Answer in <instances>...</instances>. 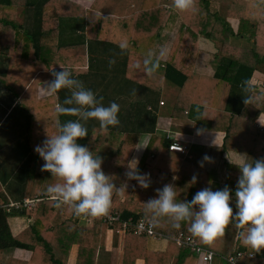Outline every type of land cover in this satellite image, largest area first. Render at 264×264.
Here are the masks:
<instances>
[{
	"label": "trees",
	"instance_id": "obj_1",
	"mask_svg": "<svg viewBox=\"0 0 264 264\" xmlns=\"http://www.w3.org/2000/svg\"><path fill=\"white\" fill-rule=\"evenodd\" d=\"M106 1L93 0L86 8L69 0H39L38 3L0 0V28L10 29L0 38V51L5 48L4 53L10 60L3 67L4 72H0V78L12 97L10 102H5L0 115L3 120L0 133L4 145L10 146L13 158L10 163L3 158L0 163V182L4 186V189L0 188V264H68L73 246L77 247L79 264H98L100 251L105 247L109 224L100 216H96L93 225L79 224L70 205L59 204L58 200L45 196L47 186L59 182V178L52 177L43 187V177L37 168L40 156L34 151V145L45 138L39 133V125L51 118V107L55 104L53 94L37 96L38 83L51 77L52 70H60V65L85 87L91 88L97 97L102 96L100 103L104 105L110 100H115L119 106L146 105L150 102L147 96L160 93L163 78L168 79L179 87L174 115L192 117L199 129L223 130L225 150L246 153L253 159L264 158V127L241 115L246 105L264 113V82L258 86L251 81L257 67L264 64V0H227L223 12L219 0H194V8L187 10L174 9L171 0H141L137 9L125 15L104 12L102 8ZM22 4L35 6L40 12L37 23L27 25L25 30L15 15L18 5ZM72 5L76 6L75 10L71 9ZM12 6L14 10H9ZM68 18L76 25H82L81 34L70 33V39L63 35L67 31L64 27H67ZM202 37L217 46L218 60L212 75L198 73L195 69ZM121 40L127 42L124 50L118 47ZM65 42L87 43L89 60L70 62L67 56H57L56 49L48 51L52 43L59 48ZM166 44L169 45L166 56L159 59L154 72L145 73L143 59L147 51L156 52ZM54 58L67 62L56 64ZM20 78H25L26 82L14 83ZM138 92H143L140 94L143 98L136 100L134 97ZM56 94L62 103L71 92L61 87ZM245 96L250 97L247 103ZM203 111L211 113L210 116L204 117ZM10 117L14 118V125L10 133L3 132V125ZM77 119L78 114H71V120ZM81 123L87 134L78 142L102 158L101 169L113 183L108 210L118 211L123 220L136 221L141 216L150 219V214L145 211V201L155 197V190L164 184L173 185L176 200H190L195 191L189 192L187 182L199 173L203 178L200 182L194 181L197 190L203 187L215 190L224 185L231 190L236 187L230 184V178L239 176L237 166L229 164L226 182L220 186L211 179L209 172L193 166L188 158L174 156L169 148L172 138L152 136L137 166L140 173H149L148 186L128 189L125 173L140 139L141 127L130 129L117 123L101 128L95 118L81 120ZM184 176L188 180L185 183L182 181ZM36 195L41 199L30 208L11 212L5 208L10 200L21 201L25 196ZM229 203L235 212L234 195ZM14 214L33 221L14 234L8 221ZM187 223L180 221L179 227H173L169 217L157 218L155 228L167 237L163 239L168 240L165 249L152 248L150 240L154 239L151 237L127 232L121 264H135L138 258H143L145 264H175V258L182 254L187 256L184 264H194L198 255L169 238L179 230L191 234ZM245 229L246 225L238 229L230 221L223 234L214 241L196 238L200 244L218 253L216 262L221 255L226 256L235 248L252 250L242 244L238 235ZM114 232V245H117L119 233ZM11 248L27 249L31 251V257L28 260L12 258L5 263L2 260ZM256 258L264 264V248L255 251L250 258H242L240 264H253Z\"/></svg>",
	"mask_w": 264,
	"mask_h": 264
},
{
	"label": "clouds",
	"instance_id": "obj_2",
	"mask_svg": "<svg viewBox=\"0 0 264 264\" xmlns=\"http://www.w3.org/2000/svg\"><path fill=\"white\" fill-rule=\"evenodd\" d=\"M171 6L176 10L191 9L194 8V0H171ZM118 47L126 49L127 42L119 41ZM166 54L167 47L164 45L156 52L149 49L143 59L145 73L154 72L159 59ZM52 76L53 79L46 85L49 91L66 87L71 92L70 96L64 98L63 104L56 106V112L78 114L79 119L58 123L59 130L55 134L47 133L41 143L34 145V151L44 161L40 165L41 169L48 170L52 177L59 178V182L47 186V193L52 199L70 205L75 216L104 215L111 203L113 183L101 169L102 158L93 155L86 145L78 141L87 134L81 120L95 118L101 128L117 124L119 104L115 100H110L107 105L100 103L103 97H97L91 88L85 87L62 65L60 70H52ZM249 99L250 97L245 96V103ZM257 119L264 124V121ZM203 159L210 158L205 155ZM131 161L125 175L147 187L148 174L136 170L135 158ZM230 162L238 165L240 170L234 190L228 185L215 190L203 187L190 200L178 201L175 199L173 185L164 184L155 190V197L145 201V211L150 214V223L157 222V218L161 216L169 217L173 227H179L180 221H186L187 230L192 236L210 242L222 235L225 226L231 221L238 229L246 225L245 230L238 232L242 244L255 251L264 248V158L253 159L252 162H233L230 159ZM195 180L194 175L192 181ZM233 195L235 212L229 203Z\"/></svg>",
	"mask_w": 264,
	"mask_h": 264
},
{
	"label": "crops",
	"instance_id": "obj_3",
	"mask_svg": "<svg viewBox=\"0 0 264 264\" xmlns=\"http://www.w3.org/2000/svg\"><path fill=\"white\" fill-rule=\"evenodd\" d=\"M26 1V0H23ZM34 1L35 3H38L39 0H29ZM73 1V3H77L79 5H83L86 8L91 5L93 0H69ZM112 8V9H111ZM137 5L129 4L128 0H120L117 2V0H107L102 8V10L106 13H111L114 15H125L129 14L133 10L137 9ZM72 10L76 9V6H71ZM9 10H14V7L10 8ZM40 12L37 10L35 6H25L22 4L21 6L18 5L16 9V19L20 23V26L22 29H26L27 25L33 24L34 22L37 23L36 19L39 17ZM14 15V12H13ZM53 20V19H52ZM69 21V24H68ZM50 24H53L52 22ZM67 27H64L65 33L63 34L65 38H68L70 36V33H80L82 30V25H76L71 18H68L66 24ZM7 28H0V38H2L3 33L9 31L4 30ZM70 39V37H69ZM241 41V40H240ZM57 44L52 43L48 48V51L53 52L55 49L57 50L55 53L57 56H67L70 62H80L83 59L86 61L89 60L90 53L88 49V44L81 43V44H71L68 42H65V44L61 45L59 48L57 47ZM166 46V45H164ZM167 50L169 46H166ZM5 48L0 51V72H4L3 67L6 66V64L9 63V57L6 56ZM157 48H155V51ZM10 51V48L8 49ZM217 53V46L216 44L205 38L202 37L200 41V51L196 58L195 63V69L198 73L206 74V75H212L215 71L217 60L214 59L215 55ZM76 56V57H75ZM166 56V55H165ZM56 64H60L63 62H67L65 60L58 61L56 58L53 59ZM5 68V67H4ZM53 79V76L51 77H45L38 83L37 88V96L38 97H44L48 95H55V104L51 107V112L53 115H51L50 119H45V121L39 125V133L46 137L48 134H55L59 129L57 127L58 123L62 124L65 120H71V114L70 113H57L56 112V106L61 103L59 96L56 94L55 91H49L46 88L47 82ZM7 80V79H6ZM252 83L257 84L258 86H262L264 82V64L262 66L260 65L255 70L253 77L251 79ZM25 78H20L18 80H15L14 83L23 84L25 83ZM4 80L0 78V115H2V110L5 108L6 103L10 102L12 100V97L10 93L7 91V89L3 85ZM179 87L169 81L168 79L163 78V84L160 90V93H158L156 96L151 97L147 96L150 102H147L146 105L139 104V105H132L128 106L125 104H121L119 106L118 111V120H119V126L125 127V128H139L142 130V133H140V139L135 147V150L133 152V155L131 157V160L135 158L136 161V170L137 166L144 155L145 151L149 147L150 139L152 136L156 137H170L173 140H178L186 147V152L182 153L179 151L170 150V152L174 156H183L188 158L193 166L199 167L200 169L206 170L211 174V179L215 183H219L220 186H222L227 179L228 176V168L229 164L237 166L236 164L230 162V159L233 162H238L240 160H247L248 162L253 161L252 155L236 152V151H229L225 150L223 148V141L225 137V132L223 130H211V129H199L196 126L195 120L190 116H184V115H174L173 114V106H174V100L176 99V94L178 93ZM143 92H138L135 95V99L139 100L140 98H143L142 95ZM163 100L164 103L161 104L160 101ZM68 106V105H65ZM212 110V109H210ZM10 111V108L8 109V112ZM209 111V110H208ZM7 112V113H8ZM6 113V114H7ZM5 114V115H6ZM211 113H206L203 111L204 117H209ZM4 115V116H5ZM241 115L246 120H252L254 121L255 125L259 127H264V124H261L257 118H259L261 121H264V113H260L257 111V109L251 105H246ZM3 121V120H2ZM0 120V122L2 123ZM2 126H0L1 128ZM171 134V136H169ZM1 141L4 139L0 138ZM154 147V146H153ZM156 150H159L158 146L155 145ZM160 151V150H159ZM227 153V155H226ZM207 155L210 159L204 160V156ZM230 159H229V158ZM13 159V158H12ZM130 160V161H131ZM2 159L0 160V162ZM202 162V164L200 163ZM44 163L43 159L40 157L38 160L37 168L41 171V175L43 177V187L48 185L50 182L52 176L48 170H42L40 165ZM131 163H135L134 161H131ZM128 168V166H127ZM239 168V167H238ZM141 173H147L146 179L148 180L149 173L146 171H142ZM187 176H184L183 183H185L187 180ZM196 177V183L200 182L203 178L202 174L199 173L198 175H195ZM238 177L231 176L230 178V184L236 185V180ZM190 180V179H189ZM229 180V179H228ZM181 181V180H180ZM188 190L189 192L197 191V184H195L193 181H188ZM125 187L128 189L132 188H142L136 179H130L126 178L125 181ZM181 187V186H180ZM0 188L4 189L3 184L0 182ZM16 215V216H14ZM10 215L8 218L11 230L14 234L19 233L22 229H24L29 223H31L33 220L28 219L25 216L14 214ZM14 216V217H13ZM64 218V216L62 217ZM79 224L88 225L79 222ZM114 234L115 232L108 230L107 231V237L105 242V247L103 251H100V255L98 257V264H121L122 263V257H123V247H124V236L123 234L119 233V239L118 244L114 245ZM154 239V238H153ZM150 246L152 248H163L165 249L168 240L166 239H154L150 240ZM214 241V240H213ZM77 256V247L73 246L71 249V253L69 255L68 264H79L76 260ZM31 257V251L23 248H11L8 250V252L5 255V258L2 260L5 263L9 261L12 258L22 259V260H28ZM187 256L185 254L180 255L179 257L175 258L174 263L175 264H184ZM261 259L256 258V260L253 262V264H260ZM226 264L224 259H218L215 262V258L213 259V262L211 264ZM135 264H145V260L143 258H138L135 261ZM194 264H208L204 261H202L199 257L196 258V261Z\"/></svg>",
	"mask_w": 264,
	"mask_h": 264
},
{
	"label": "built area",
	"instance_id": "obj_4",
	"mask_svg": "<svg viewBox=\"0 0 264 264\" xmlns=\"http://www.w3.org/2000/svg\"><path fill=\"white\" fill-rule=\"evenodd\" d=\"M161 104L164 103L163 100L160 101ZM170 150L179 151V152H186V147L179 142L178 140H173L169 144ZM45 196L51 195L49 193H45ZM41 199L40 196L36 195L34 197L25 196L21 201H13L10 200L9 203L5 204V208L7 211L11 212L12 210L23 209L25 207H32L35 205L36 201ZM59 204H64L65 206L68 205L66 203L58 201ZM100 219L107 224H109L108 230L116 231L120 234L125 235L127 232H134L139 235H146L148 237L154 239H163L167 238L162 232L158 231L155 228V223H150V219L141 216L136 221L132 219L123 220L121 214L118 211H111L108 210L106 214L100 215ZM79 222L93 225L96 219V216H90L86 214H81L80 216H75ZM176 241L177 244L181 246H185L189 249L190 252H194L198 257L208 263L211 264L213 259L218 256V253L212 249H209L202 244L199 243L198 239L191 234H187L183 230H179L174 236L169 237ZM255 250H247V249H238L235 248L233 252L228 253L226 256L221 255V259H224L226 264H240L242 258L247 257L250 258L254 255Z\"/></svg>",
	"mask_w": 264,
	"mask_h": 264
},
{
	"label": "rangeland",
	"instance_id": "obj_5",
	"mask_svg": "<svg viewBox=\"0 0 264 264\" xmlns=\"http://www.w3.org/2000/svg\"><path fill=\"white\" fill-rule=\"evenodd\" d=\"M118 1H120V0H117V2ZM129 1V4H131L132 5V7H133V5L135 4V5H137V7L140 5V2H141V0H128ZM226 3H227V0H219V4H220V8L222 7V12H223V10H224V7L226 6ZM112 9V8H111ZM166 46H169V45H167L166 44ZM214 59L215 60H218V55H217V53H216V55H215V57H214ZM14 118L13 117H10V118H8L7 120H6V122L4 123V125H3V132H5L6 130H7V132H9L10 133V130H11V128H12V125H14L13 123H14ZM2 132V131H1ZM1 136H2V138H3V134L2 133H0V138H1ZM12 136H14V134H12ZM4 139V138H3ZM9 142H10V140H9ZM8 142V143H9ZM4 143H5V141L3 140V141H0V160L1 159H3V158H5L9 163L11 162V160H12V157H11V155H10V150H11V148H10V146L9 145H4ZM10 144V143H9ZM0 163H2V161L0 162ZM14 216H16V215H14ZM13 216V217H14Z\"/></svg>",
	"mask_w": 264,
	"mask_h": 264
}]
</instances>
